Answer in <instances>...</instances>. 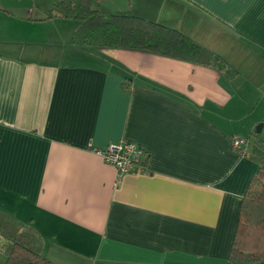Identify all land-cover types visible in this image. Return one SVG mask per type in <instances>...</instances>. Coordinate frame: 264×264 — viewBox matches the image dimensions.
I'll use <instances>...</instances> for the list:
<instances>
[{
  "label": "crops",
  "instance_id": "1",
  "mask_svg": "<svg viewBox=\"0 0 264 264\" xmlns=\"http://www.w3.org/2000/svg\"><path fill=\"white\" fill-rule=\"evenodd\" d=\"M10 1L0 7V208L40 234L54 264H228L259 171L233 144L264 120V0H95L103 15L179 30L237 71L231 79L75 46L80 22L48 19L56 3ZM122 141L149 154L146 173L119 174L94 151Z\"/></svg>",
  "mask_w": 264,
  "mask_h": 264
},
{
  "label": "trees",
  "instance_id": "2",
  "mask_svg": "<svg viewBox=\"0 0 264 264\" xmlns=\"http://www.w3.org/2000/svg\"><path fill=\"white\" fill-rule=\"evenodd\" d=\"M53 18L80 22L72 39L75 46L143 51L216 68L230 79L238 74L219 55L179 30L136 15H103L92 0H60L48 19ZM247 140L252 145L250 159L259 165V171L244 197L228 264H264V120L256 124ZM0 237L7 242L0 244L6 264H54L42 254L40 234L2 208Z\"/></svg>",
  "mask_w": 264,
  "mask_h": 264
},
{
  "label": "built area",
  "instance_id": "3",
  "mask_svg": "<svg viewBox=\"0 0 264 264\" xmlns=\"http://www.w3.org/2000/svg\"><path fill=\"white\" fill-rule=\"evenodd\" d=\"M234 147L239 154L250 158L252 145L249 140H235ZM110 166H113L119 174H142L147 172L146 151L134 142L122 141L111 144L105 149L94 150Z\"/></svg>",
  "mask_w": 264,
  "mask_h": 264
},
{
  "label": "rangeland",
  "instance_id": "4",
  "mask_svg": "<svg viewBox=\"0 0 264 264\" xmlns=\"http://www.w3.org/2000/svg\"><path fill=\"white\" fill-rule=\"evenodd\" d=\"M30 2H32V0H29ZM37 1V3L39 4V5H41L42 7H44V5L46 4H55V3H57V2H59L60 0H36ZM30 2H29V4H30ZM6 3H10V4H12L13 5V3L10 1V0H7V1H3V2H1L0 3V7H7V8H10L9 6H7L6 5ZM93 3H94V7H95V9H99V7H102L103 8V4H99L98 2H96L95 0L93 1ZM17 7V6H16ZM32 7V9H37V7L38 6H36V7H34V6H31ZM30 7V8H31ZM1 238V237H0ZM7 242L3 239V238H1L0 239V244H6ZM0 253L1 254H4L3 252H1L0 251ZM0 254V259L5 255H1Z\"/></svg>",
  "mask_w": 264,
  "mask_h": 264
}]
</instances>
